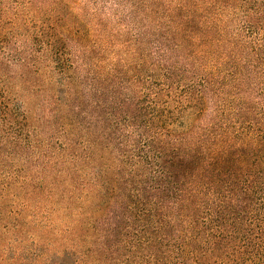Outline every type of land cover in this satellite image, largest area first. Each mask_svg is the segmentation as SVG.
I'll list each match as a JSON object with an SVG mask.
<instances>
[{"label":"trees","instance_id":"16d2710c","mask_svg":"<svg viewBox=\"0 0 264 264\" xmlns=\"http://www.w3.org/2000/svg\"><path fill=\"white\" fill-rule=\"evenodd\" d=\"M0 264H264V0H0Z\"/></svg>","mask_w":264,"mask_h":264}]
</instances>
